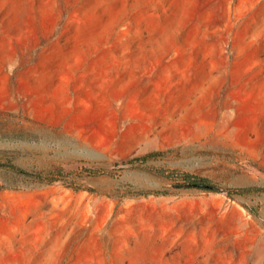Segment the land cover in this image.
<instances>
[{
	"label": "rangeland",
	"instance_id": "obj_1",
	"mask_svg": "<svg viewBox=\"0 0 264 264\" xmlns=\"http://www.w3.org/2000/svg\"><path fill=\"white\" fill-rule=\"evenodd\" d=\"M7 162L0 264H264V0H0Z\"/></svg>",
	"mask_w": 264,
	"mask_h": 264
},
{
	"label": "trees",
	"instance_id": "obj_2",
	"mask_svg": "<svg viewBox=\"0 0 264 264\" xmlns=\"http://www.w3.org/2000/svg\"><path fill=\"white\" fill-rule=\"evenodd\" d=\"M160 155V152H153L150 154H147L145 156H141V157H136L133 159H130L127 161L128 164H144L145 162H147L149 159L154 158V157H158ZM0 166L9 169L11 171H14L16 173L22 174V175H26V176H31L33 178H35L36 180L39 181H45V182H49L52 183L55 181V179H53L52 177H44L41 174H34V173H30L22 168H19L15 165H13L10 162L7 163H2L0 164ZM152 171H154L155 173L159 174L162 177H165L169 180L172 181H181L183 183H175L174 185H182L185 183H192L195 184V187L203 189V190H211L209 189V185H211L210 181H208L205 178L202 177H198V176H194V175H190L187 173H182L176 170H163V169H151ZM86 173L90 174V175H99L102 174L104 172H106L105 170H101V169H87L85 171ZM180 187V186H178ZM189 188V187H188ZM250 193H264V188H238V189H232L228 191V195L229 196H234V195H245V194H250ZM155 194H165L164 192L161 191H157L155 192Z\"/></svg>",
	"mask_w": 264,
	"mask_h": 264
},
{
	"label": "water",
	"instance_id": "obj_3",
	"mask_svg": "<svg viewBox=\"0 0 264 264\" xmlns=\"http://www.w3.org/2000/svg\"><path fill=\"white\" fill-rule=\"evenodd\" d=\"M119 166H125V164L122 163V164L119 165ZM174 186H180V187H185V188H187V187H195V184H192V183H185V184H182V185H174ZM208 187H209V189H211V190L219 191V192H222V193H226L225 190H223L222 188H220V187H218V186H215V185H212V184H211V185H209Z\"/></svg>",
	"mask_w": 264,
	"mask_h": 264
}]
</instances>
